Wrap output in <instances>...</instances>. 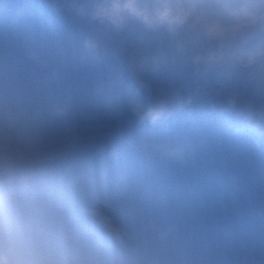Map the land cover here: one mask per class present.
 <instances>
[{
	"label": "clouds",
	"instance_id": "obj_1",
	"mask_svg": "<svg viewBox=\"0 0 264 264\" xmlns=\"http://www.w3.org/2000/svg\"><path fill=\"white\" fill-rule=\"evenodd\" d=\"M0 264H264V0H0Z\"/></svg>",
	"mask_w": 264,
	"mask_h": 264
}]
</instances>
